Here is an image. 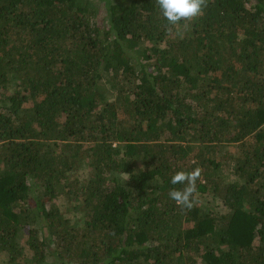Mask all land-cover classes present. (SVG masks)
<instances>
[{
  "label": "trees",
  "instance_id": "obj_1",
  "mask_svg": "<svg viewBox=\"0 0 264 264\" xmlns=\"http://www.w3.org/2000/svg\"><path fill=\"white\" fill-rule=\"evenodd\" d=\"M105 1L0 0V261L264 264V0Z\"/></svg>",
  "mask_w": 264,
  "mask_h": 264
},
{
  "label": "clouds",
  "instance_id": "obj_2",
  "mask_svg": "<svg viewBox=\"0 0 264 264\" xmlns=\"http://www.w3.org/2000/svg\"><path fill=\"white\" fill-rule=\"evenodd\" d=\"M162 17L166 20L168 30L179 26L182 21L191 22L204 14L208 0H156ZM202 169L194 168L191 172L178 171L170 180V184L183 185L182 188H170L169 198L177 206L190 209L193 206L197 191V181L201 177Z\"/></svg>",
  "mask_w": 264,
  "mask_h": 264
},
{
  "label": "rangeland",
  "instance_id": "obj_3",
  "mask_svg": "<svg viewBox=\"0 0 264 264\" xmlns=\"http://www.w3.org/2000/svg\"><path fill=\"white\" fill-rule=\"evenodd\" d=\"M101 3L102 4H100V7L103 8V10H106L105 7H104V4H106V1L105 0H101ZM10 93H13V91L10 90ZM231 149H232V151L235 150L233 147ZM80 173H81L80 177H84V178L87 177V170L86 169L84 171L82 170ZM118 177H120L123 182H127V180H128V177L126 175H118ZM199 200L201 202H203L204 204L212 207L215 211H223L224 210L222 208V206L220 205L219 201L215 200L212 196L201 197V198H199ZM59 205L61 206V209L63 211H65L68 208V204L65 201H63V200L59 201ZM81 217H83V215H81ZM71 218L74 219V218H76V216L71 214ZM26 233H27V229L23 230L21 232V234H20L21 235L20 243L24 244V245H25V240H26V235H27ZM25 257H27V258L30 257V253L27 252ZM0 264H2V260L0 261Z\"/></svg>",
  "mask_w": 264,
  "mask_h": 264
}]
</instances>
